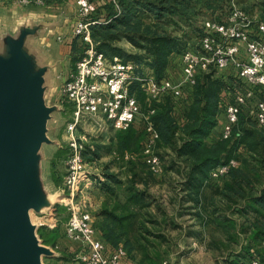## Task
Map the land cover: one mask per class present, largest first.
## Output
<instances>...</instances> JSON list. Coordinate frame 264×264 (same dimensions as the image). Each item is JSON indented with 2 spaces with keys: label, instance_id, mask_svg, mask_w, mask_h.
I'll list each match as a JSON object with an SVG mask.
<instances>
[{
  "label": "trees",
  "instance_id": "trees-1",
  "mask_svg": "<svg viewBox=\"0 0 264 264\" xmlns=\"http://www.w3.org/2000/svg\"><path fill=\"white\" fill-rule=\"evenodd\" d=\"M43 1L54 5L66 0ZM217 2L218 0H118L116 8L111 1H104L98 4L97 10L89 17V20L102 23L91 26V40L96 51L106 57L118 56L124 62L133 63L136 67V77L150 76L160 83L166 80L165 72L171 57L182 56L185 46L183 37L167 32L166 27L173 23L175 18L187 20L192 27L195 22L204 19L208 10L212 14H218ZM217 16L211 21H224ZM260 20L264 21V10ZM158 21H163V29L160 31ZM175 25L173 23L172 26ZM122 37L136 46L137 51L134 54H126L117 46L116 43ZM74 38L73 49L78 53V61L84 55L88 44ZM243 88L244 84L237 74L228 69L199 72L195 84L190 86L192 101L184 112L185 123L178 125L171 114L173 102L170 96L151 101L148 100L140 82L133 81L130 84V94L140 104L141 113L146 115L153 111L149 120L158 134L156 145L172 148L180 158L184 169L183 186L190 201L198 207L196 216L202 223L206 226L209 222H217L235 227L234 221L229 218L216 216L217 213L233 207L236 208L234 212L240 215H253L247 227L242 229L249 232V245L244 252L237 253L238 256L233 252L229 254L235 259V264L247 261L249 263L253 257L250 248H255L257 252L264 251V187H258L264 186L260 175L264 171V127L257 126L241 112L229 139L223 140L220 136L218 140L210 141L209 134L217 124L220 105L225 103L228 96L232 103L235 93ZM262 91L264 87L259 93ZM145 137L143 131L137 132L132 127L117 132L118 151L121 154H136L137 157L128 162L131 173L129 186H101L108 190L109 199L114 202L111 210L103 214L105 218L99 229L103 240L112 247L122 244L127 257L132 261L147 264L148 258L150 264H156L157 253H153L156 254L154 258L147 251L146 243L152 242L147 235L159 239H163V236L154 233L152 226H148H157L159 222L149 210L148 200L151 196L148 185L153 173L147 172L144 160L138 155L145 145ZM83 157L85 161V151ZM230 160H234L237 166L230 168L225 178H210L211 170ZM106 176L118 185L123 184L111 174ZM139 183L143 186H138ZM207 189L211 190V195L206 194ZM239 205L241 208H238ZM54 211L62 213L64 208H55ZM37 233L42 244L55 246L59 236L57 229L40 227ZM135 249H141L143 256L140 260L134 258ZM263 262L264 259L261 258L260 263Z\"/></svg>",
  "mask_w": 264,
  "mask_h": 264
},
{
  "label": "crops",
  "instance_id": "crops-1",
  "mask_svg": "<svg viewBox=\"0 0 264 264\" xmlns=\"http://www.w3.org/2000/svg\"><path fill=\"white\" fill-rule=\"evenodd\" d=\"M215 15L217 13L212 14L208 10L202 20H211ZM224 18L225 15L220 20H225L226 18ZM76 20V0H66L61 4L54 5L44 1L40 4L22 5L18 3V0H3L0 6V59L5 62L12 60L11 68L8 71L18 73V91L23 98L21 102L17 103L16 110H14L19 112L27 123L34 122L38 129L36 137L39 140L38 147L32 156L22 154L18 171L14 172L9 166L4 173L7 175L6 180L9 179L10 186H14L18 200L22 202L29 224L31 225L33 217H36V220L39 219L38 228L35 229L38 232L40 220H44L46 215L49 217L47 221L55 225L54 228L48 227V230H58L57 242L54 247L47 246L46 248L50 250L53 257L64 258L66 264H73L75 254L81 249L80 243L72 242L65 237V221L60 219L62 213L54 211L55 208H61L60 202L56 199L62 197L60 192L64 188L66 174L65 161L68 155L69 140L66 128L74 116V105L64 98L62 88L74 71L77 62L78 53L73 49L75 41L73 30ZM202 20L190 27V22L187 20L173 19L172 22L176 24L173 35L183 37L185 45L189 47L197 46L203 34ZM173 23H170L169 26H172ZM181 59V55L171 57L165 72L167 80L175 83L182 80ZM171 98L173 102L171 114L178 125L184 124V112L192 101L190 86L184 85L179 98ZM230 101L226 99L225 103L220 105L217 124L209 134L210 141L220 138L225 120L224 107L230 104ZM136 121L137 119L131 127L137 132L143 131L146 136L145 121L142 125H137ZM97 122L92 130L99 132L98 134H89L88 130L82 126L85 123L80 124L76 130L77 135L85 136L87 139L85 163L89 174V178L80 185L77 191L76 202L83 212L91 215L96 237L102 240L111 252L115 248L123 246L119 244L117 247H112L103 240L99 226L104 221L105 215L103 216V214L111 210L114 201L109 199L108 190L101 186H129L131 173L128 162L134 160L137 155L127 152L121 154L117 148V132L120 131L114 130L102 116ZM17 134L18 131H16ZM167 151L174 164L171 162L172 164L165 170L175 166V172L184 180V169L180 158L176 156L172 148L167 147ZM109 174L117 177L123 184L118 185L112 182L106 176ZM11 175L14 177L11 178ZM148 186L151 196L148 200L149 210L150 213L156 214L152 209L154 196L150 193L153 187ZM181 188L184 195L180 196V202L190 207L193 214L192 219L196 222L194 229L193 227L188 228L193 230L189 238L193 243H199L206 238V235L211 237L213 233L209 232V228L196 216L198 207L190 201L184 186ZM165 189L171 191L172 188L165 186ZM177 195L172 197L171 202L164 199L163 204L175 206L174 200L178 203ZM216 201L218 200L216 199ZM158 204L161 206L160 203ZM160 206H157V209ZM216 216L218 217V213ZM235 216L238 219L242 217V221L247 225L253 218L252 214L246 217L236 213ZM177 217L176 211L167 216L168 221L173 222L174 220L173 223H177L175 221ZM155 220L159 222L158 218ZM59 222L60 224H58ZM164 222H166L165 218H163ZM175 236L177 237V234ZM175 236L168 231L166 234L163 233V237L166 239L176 238ZM121 264L137 263L126 254Z\"/></svg>",
  "mask_w": 264,
  "mask_h": 264
},
{
  "label": "built area",
  "instance_id": "built-area-1",
  "mask_svg": "<svg viewBox=\"0 0 264 264\" xmlns=\"http://www.w3.org/2000/svg\"><path fill=\"white\" fill-rule=\"evenodd\" d=\"M3 0H0V6ZM111 1L118 8V0H76L77 20L73 36L88 44L84 55L76 62L75 69L64 83L62 94L74 105L72 122L67 125L68 155L65 161L64 188L60 194L68 213L65 223V237L81 244L73 264H121L126 257L123 247L111 252L104 242L96 237L91 215L83 212L76 202L80 185L89 178L84 151L86 137L77 135L82 123L97 125L102 116L117 131L128 130L141 114L136 98L130 94L133 81L141 83L148 100L156 101L163 96L179 98L184 85L193 86L199 72L211 69L235 72L244 88L235 93L233 102L225 106V122L221 139L231 137L239 115L244 112L259 127H264V102L257 97V91L264 87V22L233 7L223 22L206 20L202 23L203 36L197 46L186 49L182 54V80L156 82L153 78H139L134 74L135 65L124 62L118 56L106 57L96 51L91 40L90 28L102 24L89 20L99 3ZM22 5L40 4L36 0H18ZM246 86V87H245ZM253 104V105H252ZM153 111L144 115L146 124L145 145L141 151L144 163L154 175L162 172L159 156L154 154L158 134L149 120ZM234 160L218 165L211 170L210 178H225L236 166ZM49 228L55 225L46 224ZM166 264V263H164ZM248 264H262L257 260Z\"/></svg>",
  "mask_w": 264,
  "mask_h": 264
},
{
  "label": "rangeland",
  "instance_id": "rangeland-1",
  "mask_svg": "<svg viewBox=\"0 0 264 264\" xmlns=\"http://www.w3.org/2000/svg\"><path fill=\"white\" fill-rule=\"evenodd\" d=\"M32 1L35 2L36 0H32ZM38 1L42 2L43 0H38ZM263 5H264V0H218L217 9L219 12L217 15H219L220 18L224 15H228L230 10L235 6L241 8L246 13L256 17L257 20L261 21L260 17H262V11L264 10ZM217 15H215V17L212 18H217L218 17ZM157 24L160 25L159 31L163 29V21H158ZM166 30L169 33L172 34L175 33V29L172 26H167ZM116 44L118 47L122 48L123 52L126 54L129 55L134 54L137 51L136 46H133L126 38L122 37ZM190 48L192 47L185 45L183 51ZM259 91L260 90L257 91V97L259 98L260 101L264 102L263 99L264 91H262L261 93H259ZM230 99L227 98V101H230ZM143 118L144 115L142 113L139 116H137L136 118L137 125L138 124L142 125L144 123ZM87 125L88 124L85 122V124H83L82 126H84L85 129L88 130L89 134L93 135L99 133V132H95L94 129L92 130L93 123L91 125L88 126ZM153 151L155 155L159 156L162 164L161 174L154 175L151 173L152 178L149 179L150 186L153 187L150 193L154 196V200L152 201V205L154 207H152V209L156 213L154 214L155 218L156 219L158 218L160 224L158 223L157 226L155 224L148 226H152L151 230L156 234H161L163 236V233L166 234V231H168L169 233L173 234V236L177 234V237L175 236L176 238H167V239L163 237V239H159V238H152L151 236L147 235V237H149L150 240L152 241L150 243H146L148 253L151 255H153V253H157L158 258L156 264H164V263L166 264H233L234 263L235 264V259L233 258V256H230L229 254L233 252L235 253V256H238L237 253L244 252L245 248L249 245L247 240V237L249 236V232L242 231V229L247 227V223L242 221V217L238 219L235 216L236 212H234L235 210L234 207L231 208L230 210H224L222 212H219L218 216L222 215L229 218L230 221H234L235 227L233 225H224V224H219L217 222H209L206 225V227L209 228V232H212L213 235L211 237L206 235V238L202 239L199 243H193L189 238L193 230L191 231L188 228L193 227L194 229L196 227L194 225L196 224V222L194 221V219H192L193 214L191 213L190 207L187 206L186 204L183 205L180 202V196L184 195V192H182V188H181V186H183L184 180L178 173L175 172L176 169L175 166L172 169L165 170L167 167H169L172 164L171 162H173L171 161L172 157L170 156V153L167 151V148H163L162 146L155 145ZM139 153H140L139 156L142 158L141 152ZM146 169L147 172L149 173L148 167H146ZM92 171L95 172V170ZM260 175H261V183L262 185H264V171H262ZM137 185L141 186L140 183ZM165 186H171L172 188L171 191H167L165 189ZM258 187L260 188L264 186H258ZM205 192L208 195L212 194L211 190L209 189H207ZM175 194H178L177 195L178 203H176V201L173 199L175 206L171 204L169 205L163 204L164 199L171 202L172 197H174ZM56 200L62 202L64 200V197L62 196ZM158 203H160L161 206ZM60 206L61 208H64V211L62 212V216H60V219L65 221L64 223H66L67 220L65 219H68L67 210L64 207V205L61 204ZM157 206L160 207L157 209ZM238 207L240 208V206ZM175 211L177 212V216H178L175 220L177 223H173L174 220L173 222L168 221L169 217L167 218V216L170 214H174ZM244 215L248 217L250 214L246 213ZM47 218L49 217L45 215L44 220L42 219L40 220V225H39L40 227H45L49 229L46 224H51V223L47 221ZM163 218L166 219V222L164 223H163ZM38 222L39 219L36 220V217H33L31 219V225L33 229L38 228ZM58 224H60V222ZM34 233H35L34 246L37 248L35 250L36 252H38L39 264H66L64 258H60L59 256L53 257L50 250L46 248L47 246L42 244L36 230ZM183 234L184 237H182ZM142 242L144 241L142 240ZM27 244L28 246L32 245V243L30 242H28ZM24 245H26V243ZM250 249H252L250 250V254L253 255L250 261L257 260L260 263L261 258L264 259V251L257 252L255 248H250ZM135 250L136 251L134 252V258L136 260H140V258L143 256L140 251L141 249L140 250L135 249ZM155 255L151 257L155 258ZM146 260H147V264H150L149 259L147 258ZM66 261L68 260L66 259ZM246 263L240 262L239 264H246Z\"/></svg>",
  "mask_w": 264,
  "mask_h": 264
},
{
  "label": "water",
  "instance_id": "water-1",
  "mask_svg": "<svg viewBox=\"0 0 264 264\" xmlns=\"http://www.w3.org/2000/svg\"><path fill=\"white\" fill-rule=\"evenodd\" d=\"M11 62L0 59V264H39L34 246L35 229L27 221L22 202L4 173L9 166L18 171L22 154L32 156L39 141L34 122L27 123L15 111L23 98L18 91V73L8 71ZM28 242L32 245L28 246Z\"/></svg>",
  "mask_w": 264,
  "mask_h": 264
}]
</instances>
